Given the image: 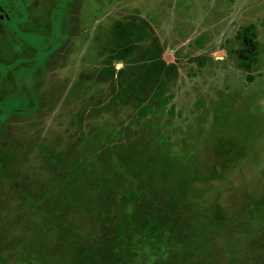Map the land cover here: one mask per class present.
<instances>
[{"label": "rangeland", "instance_id": "374dc122", "mask_svg": "<svg viewBox=\"0 0 264 264\" xmlns=\"http://www.w3.org/2000/svg\"><path fill=\"white\" fill-rule=\"evenodd\" d=\"M263 21L264 0H0V264H264Z\"/></svg>", "mask_w": 264, "mask_h": 264}, {"label": "trees", "instance_id": "16d2710c", "mask_svg": "<svg viewBox=\"0 0 264 264\" xmlns=\"http://www.w3.org/2000/svg\"><path fill=\"white\" fill-rule=\"evenodd\" d=\"M235 38L241 43V48L238 52V65L241 69L248 72L247 80L252 81L254 76L251 74V70L256 63L258 56V42L256 40L257 35L255 32V27L253 25H249L241 29Z\"/></svg>", "mask_w": 264, "mask_h": 264}]
</instances>
